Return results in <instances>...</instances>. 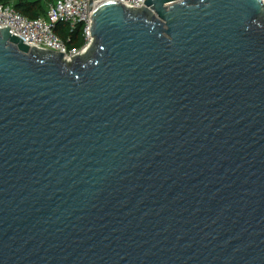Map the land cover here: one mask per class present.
Segmentation results:
<instances>
[{
	"label": "water",
	"instance_id": "obj_1",
	"mask_svg": "<svg viewBox=\"0 0 264 264\" xmlns=\"http://www.w3.org/2000/svg\"><path fill=\"white\" fill-rule=\"evenodd\" d=\"M91 19L72 62L0 29V264H264V1Z\"/></svg>",
	"mask_w": 264,
	"mask_h": 264
},
{
	"label": "built area",
	"instance_id": "obj_2",
	"mask_svg": "<svg viewBox=\"0 0 264 264\" xmlns=\"http://www.w3.org/2000/svg\"><path fill=\"white\" fill-rule=\"evenodd\" d=\"M2 1L0 29L9 27L11 34L24 40L30 48L35 46L38 49L64 53L65 60L72 62L73 57L86 52L94 41L91 32L93 24L91 16L95 8L105 3L117 2L139 10L145 7L146 0H41L46 3V16L38 19L27 18L17 11L14 8L15 0ZM183 1L178 0V2ZM59 24L70 26L71 34L81 26L80 35L83 46L70 48L72 38L63 40L56 32Z\"/></svg>",
	"mask_w": 264,
	"mask_h": 264
},
{
	"label": "trees",
	"instance_id": "obj_3",
	"mask_svg": "<svg viewBox=\"0 0 264 264\" xmlns=\"http://www.w3.org/2000/svg\"><path fill=\"white\" fill-rule=\"evenodd\" d=\"M3 3L0 0V4ZM14 8L30 19L44 18L46 16V3L41 0H15ZM57 34L63 39L68 40L72 38L69 47L79 48L83 46V41L80 35V28H78L73 34L67 31L65 24H59L56 27Z\"/></svg>",
	"mask_w": 264,
	"mask_h": 264
},
{
	"label": "rangeland",
	"instance_id": "obj_4",
	"mask_svg": "<svg viewBox=\"0 0 264 264\" xmlns=\"http://www.w3.org/2000/svg\"><path fill=\"white\" fill-rule=\"evenodd\" d=\"M68 32H71L72 28L68 25H65ZM81 29V26L79 27Z\"/></svg>",
	"mask_w": 264,
	"mask_h": 264
}]
</instances>
